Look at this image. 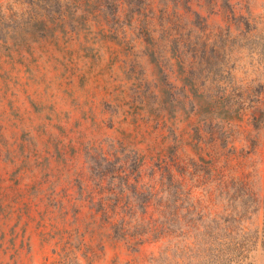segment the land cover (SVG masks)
<instances>
[{"label":"rangeland","instance_id":"374dc122","mask_svg":"<svg viewBox=\"0 0 264 264\" xmlns=\"http://www.w3.org/2000/svg\"><path fill=\"white\" fill-rule=\"evenodd\" d=\"M263 110L264 0H0V264H195L260 227Z\"/></svg>","mask_w":264,"mask_h":264},{"label":"trees","instance_id":"16d2710c","mask_svg":"<svg viewBox=\"0 0 264 264\" xmlns=\"http://www.w3.org/2000/svg\"><path fill=\"white\" fill-rule=\"evenodd\" d=\"M212 1V0H208ZM262 119V123L264 122V110L261 111L260 115ZM261 207L263 209V221L261 226H256L255 228L248 229L246 226H244L243 221H237L236 230L234 233H229L228 237H225L226 235L222 236L219 242H217L216 248L209 247L208 249H205L201 252H190V254H187L185 257L189 259H194L195 264H240L244 259L248 257V254L250 250L258 243L260 242L262 245H264V195L262 197ZM145 206H142L144 209ZM158 222L155 218L152 221V224L154 225V229H159L161 226L157 224ZM164 225V221H160ZM125 221L124 219H120L117 223H114L115 226L123 227ZM152 228V229H153ZM163 228V227H162ZM158 233V232H155ZM157 237H161V234H155ZM124 237L125 236H120ZM142 237H137L135 239L134 243H140L142 242ZM223 240V241H221ZM212 242V241H211ZM209 242V243H211ZM176 256L179 258H183V256L177 254L175 250H171V252L168 251V248H164L162 251H160V257L163 256L164 258H168L171 255ZM172 258V257H171Z\"/></svg>","mask_w":264,"mask_h":264}]
</instances>
